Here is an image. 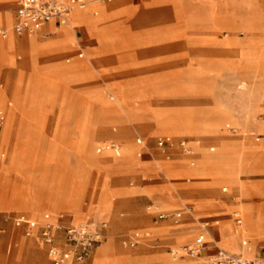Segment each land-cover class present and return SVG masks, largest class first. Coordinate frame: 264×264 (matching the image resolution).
<instances>
[{
	"label": "rangeland",
	"instance_id": "1",
	"mask_svg": "<svg viewBox=\"0 0 264 264\" xmlns=\"http://www.w3.org/2000/svg\"><path fill=\"white\" fill-rule=\"evenodd\" d=\"M74 12L64 26L73 28ZM0 29H4L1 47L12 26ZM104 29H109V34L86 38L79 28H73L74 45L84 48L100 37L97 44H106L104 49L116 42L115 50L99 51L100 47L86 46L78 49L83 56L75 50L59 52L66 66L85 64L78 69L84 73L82 78L36 85L29 113L46 110L41 116L42 124L36 123L33 128L37 132L29 149L17 150L14 143L10 147L2 142L1 131L8 117L5 108L0 107L5 114L0 125V264H41L39 252L48 258L40 232L27 234L26 229L15 223L17 216L32 221L27 213L9 205L19 191L36 194L58 190L64 197L70 185L80 187V211L87 217L85 222L105 223V239L93 248L90 259L96 250L109 247L113 255L124 257L114 264L170 261L167 246H180L201 230L202 220L192 211L196 201L211 199L235 205L238 203L234 198L240 202V196L247 194L243 191L241 195L237 186L217 179L194 184L184 169L192 167L193 161L202 156H246L247 142L260 145L264 141V0H167L136 7L132 14L115 25L109 22ZM114 30L120 34L111 40ZM30 36L41 42L53 35L37 31ZM46 42L37 43L30 51H40ZM51 52L43 50L38 54L40 59L31 58L29 62L35 65L32 71L24 65L32 54L25 48L14 50L25 69L24 79L21 74L12 83L15 86L21 81L20 95L36 75L42 74L41 65ZM0 60L15 63L7 61L1 52ZM8 71V66L0 63V88L8 92L6 107L13 109L17 92L13 88L12 97L9 94ZM179 125L204 131L171 130ZM18 131L16 126L14 133ZM163 136L174 141L165 145L164 150L158 144ZM138 137L142 138L141 143ZM184 138L189 141L186 144L191 146L192 154L182 150L179 142ZM223 141L237 145L222 149ZM131 145L132 151H125ZM139 153L151 158L153 170L141 173L124 168L130 160L141 157ZM158 162H171L176 169L164 174L157 167ZM181 167L184 169L180 170ZM239 178L245 183L264 184V167L243 165ZM172 183L176 185V196L167 201L162 188ZM223 187L227 190L223 191ZM103 194L112 200L113 210L109 215L93 214L90 206ZM36 200L40 202L41 198L36 195ZM42 208L40 214L46 216L50 208L47 201ZM59 208L64 209L65 205L60 204ZM187 208L195 217L181 224L188 226V233L178 235L179 240L186 239L177 243L172 235L178 223L172 214L176 210L187 214ZM240 208L247 214L245 201ZM235 212L238 208L233 206L231 225L227 226L224 220L213 224L214 230L206 238L208 251L221 247L239 252L242 241L249 239L252 250L248 254L254 256L255 236L247 227L240 229V241L236 239L235 228L239 225ZM160 213L168 216L161 218ZM34 221L39 231L46 225L53 231L60 230L57 234L60 246L66 243L64 227L82 224L53 222L50 218ZM162 223L164 228H158ZM136 231L141 235L140 241L130 246L128 240ZM159 255V260H155ZM256 255L264 256V246L257 247Z\"/></svg>",
	"mask_w": 264,
	"mask_h": 264
},
{
	"label": "crops",
	"instance_id": "2",
	"mask_svg": "<svg viewBox=\"0 0 264 264\" xmlns=\"http://www.w3.org/2000/svg\"><path fill=\"white\" fill-rule=\"evenodd\" d=\"M104 1V0H103ZM167 0H140L138 2H135L133 0H114L113 2H100V4H88L87 7L84 10H78L74 13V24H80V23H89L94 22L96 20L97 16H100L102 18H108L110 25H115L121 18H124L134 12L136 7H148L150 5L158 4V3H164ZM169 1V0H168ZM19 5V0H0V28H3L5 26H13V23L16 20V8ZM74 12V11H73ZM72 12V13H73ZM89 13V14H88ZM108 22V23H109ZM40 32L53 35L51 38L38 42L36 38L30 36L32 33L29 32H16L13 30L9 31L8 33V39H5L2 41L0 52L3 57L7 59V61H13L15 63L9 64L4 63L0 60V63L7 65L9 68L8 71V91H10V96L12 97V91L9 88V85L16 82L18 78L23 74V79L25 77V69L23 68V62L20 63L17 61L14 50L17 48H25L29 51V53L32 54L30 58L25 61L24 65L29 66L32 71L35 68V65L33 63H30V59L33 57H38V54H40L43 50H50L52 51L50 55L45 56V61L41 65L43 68L42 74L39 76V82L38 83H47V82H54L58 79H64L67 81L80 79L84 76V73L79 71V67L84 66L85 64H76L75 66H66L64 60H63V54L59 53L61 50L65 52H74L78 51V49H84L87 47H97L99 48V51H112L115 50L117 47L114 43L108 44V48L105 45L97 44L98 39L100 37L96 38L95 40H92V45L86 44L84 48H79L75 46L74 40H73V28L71 26H64L63 24L60 25L57 21H50L46 23L40 30ZM119 32L114 30V33L110 37L112 38L119 36ZM109 38V37H107ZM1 39V35H0ZM25 39H31L35 43H43L46 42L43 46V48L38 52H31L28 48V44H26ZM97 40V41H96ZM86 42V41H85ZM53 50H56V52H53ZM79 56H83V52L80 50L77 52ZM40 59V58H39ZM39 61V60H38ZM43 61V60H42ZM40 61V62H42ZM39 62V63H40ZM77 69V70H75ZM31 71V72H32ZM31 73H29L30 75ZM27 75V76H29ZM4 89V88H1ZM7 91V90H5ZM8 93V92H7ZM4 107V106H3ZM5 108V107H4ZM7 113L6 108L4 109ZM46 109H40L37 110L34 114H30L29 110L27 109H19L14 111L10 115V119L8 118L6 123L7 125V138L5 140L6 145L13 147L15 149L20 148H26L29 149L30 145L32 144V139H34L36 130H33L34 127H36V123H41V116L44 113ZM0 117L2 118L0 125L2 124L5 114L3 111L0 112ZM8 117V115H7ZM159 125V124H158ZM18 126L19 131L15 134L14 128ZM159 128V126H158ZM157 128V129H158ZM264 128V124H263ZM171 130H182V131H188V132H196L200 133L203 132V129L199 128H189L187 126L179 125ZM40 138L42 137V134L39 132ZM138 141V140H137ZM181 141H185L186 143L189 141H186L184 138ZM50 142L52 143L53 140L50 139ZM139 142V141H138ZM174 142V141H173ZM194 145L196 144L195 140L191 141ZM12 143L13 146H12ZM141 143V142H139ZM220 147L222 149L234 147L237 144L235 142H221ZM240 145V144H239ZM245 145V144H244ZM190 148L191 146L188 145ZM182 148V147H181ZM133 149L132 145L127 147L125 151L131 152ZM211 150H214V147L210 148ZM183 150V149H182ZM184 151V150H183ZM244 152L246 156L243 157H224V156H216V157H208V156H202L197 159L196 162L193 161L192 167L189 168H179L180 170H185V174L188 176H191L193 179L194 184H204L206 182H210L212 180L217 179L218 181L225 182L231 185H235L238 187L240 194L242 195V192H246L247 194L245 196H240L241 201L239 202L234 198V201L238 204L235 205H223L216 203L214 200L206 199V200H198L195 203V209H192L194 213L198 215V220H204L209 222V230L210 232H213L214 230V223H219L222 220L225 221V224L227 226L231 225L233 222L231 219V210L233 206L238 208V212H235V221L237 223V216H240L242 219L241 228L240 224L239 226H236V239L240 241L242 237V231L240 229H243L244 227H247L248 232L253 234L255 237L253 241L256 243L255 246V255L254 258H264L263 255H260L257 257L256 255V249L258 246H264V184L260 182H243L239 178V172L242 166H262L264 167V141L261 142L260 145H254L252 143H246V148L244 149ZM142 153H139L138 155L141 156ZM188 154H192L191 152ZM207 162V163H206ZM207 164V165H206ZM210 164V166H209ZM157 167L166 174V172L170 169H173L174 167L171 162H164V163H157ZM126 170L129 172L131 171H138L141 173H144L148 170H153L155 168V164L152 162L151 158L144 154L139 158H135L130 160V162L124 166ZM190 181L191 179H187ZM176 188V185L172 183L171 185H164L162 188L163 192L165 193V199L167 201H171L175 198L174 189ZM227 187H223V191H226ZM30 191L21 192L19 191L18 195L16 196V200L14 202H9V205H13L16 207L19 211L27 213L32 221L36 219H44V218H50L53 222H64V223H83L86 221V215L81 214L80 211V195H81V188L76 185H70V187L67 190V193L64 197L60 194V191L55 190L52 195L49 194V192H43L40 202L36 200V194L29 193ZM45 201L48 202V205H50V208L48 212L50 213V217H46L43 214H40L41 211H43L42 205H44ZM243 201L246 202L247 205V214L244 213L240 206L243 205ZM64 204L65 208L60 209L59 205ZM113 203L109 196L102 195L101 198L97 201L95 205L90 206L92 213H98L100 216L109 215L111 214L113 210ZM181 212V216L179 217L178 226L176 227V231L173 233L172 238L175 239V242L180 243L183 242L186 238H182L179 240L178 235L181 234H187V225H181L183 222L188 220L189 218H194V214L185 213L183 210H176L175 212ZM173 212V213H175ZM67 213V214H65ZM241 213L244 215L242 216ZM22 215H24L22 213ZM20 216L15 217V223L16 219ZM232 221V222H231ZM34 226H30L27 223L21 224L24 229H26V232L28 230H31L32 232H40L39 227L37 226L36 221ZM17 224V223H16ZM180 224V225H179ZM234 224V223H233ZM18 225V224H17ZM160 229H163V223L159 224L157 226ZM55 233V243L57 244V234L61 233L60 230L53 231ZM30 234V233H27ZM196 236V235H195ZM39 237L41 238L40 234ZM141 235L139 232H134L131 237L129 238V245L135 246L140 241ZM195 238V237H194ZM193 238V239H194ZM105 239V236L103 237L102 243ZM191 239L188 242L193 241ZM249 240V239H248ZM41 242L46 245L47 255L48 258L44 255V253L39 252L38 258L40 259L41 264H54L51 260L49 254H48V244H46L42 238ZM134 242V245H131V243ZM243 242V241H242ZM99 243V244H100ZM184 243V244H185ZM243 244V243H242ZM58 245V244H57ZM252 245V244H251ZM60 246V245H58ZM66 243L64 246L65 247ZM177 247L176 245H168L167 246V254L168 258L170 257L169 250L170 248ZM245 249L244 245L242 246L241 251ZM229 252L234 253H240L236 251H230L228 249H225ZM252 250V248H251ZM208 246L206 245L203 251L204 256H210L208 254ZM217 251H215L213 254H215ZM250 253V252H249ZM96 252L93 254L90 261L87 260L85 264H114L122 261L124 259L123 256H116L113 255V253L110 251V248L108 247L106 250L101 251L99 255ZM242 254V253H240ZM159 257L154 258L155 260H159ZM252 258V257H251ZM51 263L49 262V260ZM166 263V262H165Z\"/></svg>",
	"mask_w": 264,
	"mask_h": 264
},
{
	"label": "built area",
	"instance_id": "3",
	"mask_svg": "<svg viewBox=\"0 0 264 264\" xmlns=\"http://www.w3.org/2000/svg\"><path fill=\"white\" fill-rule=\"evenodd\" d=\"M86 0H19L16 8V20L13 23V30L19 33H35L46 23L57 21L60 25L69 22L72 11L76 7L85 5ZM4 29H0V35ZM2 118L0 117V123ZM137 140L142 142V138ZM170 136H163L158 139V144L165 149V145L172 144ZM186 153L191 148L185 141L179 142ZM186 211L192 213L190 208ZM193 214V213H192ZM167 213H160V217H167ZM174 221L178 222L181 212L172 214ZM18 225L27 223L34 226L35 222L23 217L16 219ZM237 223L242 224V219L237 216ZM104 222H84L78 225L64 227L66 246L61 247L55 243V233L48 225L40 230L42 240L48 244V254L54 264H85L89 259L92 250L103 239ZM60 228V226H58ZM200 231L193 241L170 248V261L164 264H264V258H248L240 253L229 252L225 249L218 250L215 254L204 256L206 238L209 230V222H200ZM27 233H31L28 230ZM134 245V242L131 243Z\"/></svg>",
	"mask_w": 264,
	"mask_h": 264
},
{
	"label": "bare ground",
	"instance_id": "4",
	"mask_svg": "<svg viewBox=\"0 0 264 264\" xmlns=\"http://www.w3.org/2000/svg\"><path fill=\"white\" fill-rule=\"evenodd\" d=\"M87 1H88V4H91V3H93V4H96V3H94V1L95 0H86V3H85V5H83L82 7H76L73 11H78V10H84L86 7H87ZM100 2L101 1H103V0H99ZM105 1V0H104ZM103 1V2H104ZM97 2H98V0H97ZM87 4V5H86ZM86 6V7H85ZM72 11V12H73ZM74 12V13H75ZM89 14V13H88ZM71 17V16H70ZM69 21H70V19H69ZM109 22V20H108V18H102V17H100V16H97L96 17V20L94 21V22H89V23H80V24H77V25H75L74 24V26H73V28L74 29H78L79 28V30L81 31V33L86 37V38H89V37H95V36H101V34H109V29H104V28H106V26H108V23ZM68 23V22H67ZM73 23H74V18H73ZM71 24V23H70ZM67 25H69V24H67ZM13 28V27H12ZM103 29H104V31H103ZM6 39H8V37L6 38ZM25 41H26V44H28V48L31 50V49H35V47H36V44L37 43H35V42H33L31 39H25ZM90 56V55H89ZM92 56H90V62H92L93 60H92V58H91ZM75 66V65H74ZM80 68V67H79ZM75 70H77V69H75ZM34 75H35V73H34ZM38 82H39V76L38 75H36V77H35V80L34 81H32L31 83H30V86L27 88V90H26V92L24 93V94H22V95H20V91H21V88H22V85H21V81L19 80L18 82H17V85H13V84H10L9 85V88L10 89H13V88H15V92H17L16 93V99H17V104H16V107L15 108H13V109H9V108H7L6 107V104H5V99H6V92H5V90L4 89H1L0 88V107H2V106H4L5 108H6V110H7V115H8V118L10 119V115L14 112V111H16V110H19V109H28L29 108V106H30V103L33 101V98H34V96L36 95V93H37V91L35 90V88L37 87L36 85L38 84ZM8 125V124H7ZM7 125L4 127V129L1 131V140H2V142L4 143L5 142V140H6V138H7ZM83 140H85V139H83ZM118 156V155H117ZM207 163V162H206ZM207 165V164H206ZM209 166H210V164H209ZM54 191L55 190H53L52 191V193H49L50 195H52L53 193H54ZM41 191H38V193H36V195L39 197V198H41ZM46 217H50V214L49 213H47L46 214ZM202 221H204V220H202ZM210 234V231L208 232V235ZM207 235V236H208ZM180 237H182V234L181 235H179ZM214 242V241H213ZM243 245H244V247H245V249L243 250V251H240V253H242L244 256H246V257H248V258H251V257H253V256H251V255H249L248 253L251 251V248H252V245H251V243H250V241L248 240V239H244L243 240ZM220 249H223V248H221V247H217V249L215 250V251H218V250H220ZM101 251H103L102 249H99L98 250V252H97V254L96 255H99L100 254V252ZM214 251V252H215ZM214 252H208V254L209 255H213V253ZM47 264V263H46Z\"/></svg>",
	"mask_w": 264,
	"mask_h": 264
}]
</instances>
